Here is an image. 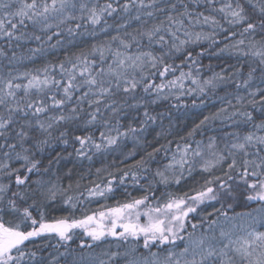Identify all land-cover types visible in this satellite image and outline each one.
Instances as JSON below:
<instances>
[{
  "label": "snow or ice",
  "instance_id": "1",
  "mask_svg": "<svg viewBox=\"0 0 264 264\" xmlns=\"http://www.w3.org/2000/svg\"><path fill=\"white\" fill-rule=\"evenodd\" d=\"M0 264H264V0H0Z\"/></svg>",
  "mask_w": 264,
  "mask_h": 264
},
{
  "label": "trees",
  "instance_id": "2",
  "mask_svg": "<svg viewBox=\"0 0 264 264\" xmlns=\"http://www.w3.org/2000/svg\"><path fill=\"white\" fill-rule=\"evenodd\" d=\"M204 63L205 64H207V63H209V60L208 59H205L204 60ZM211 63L213 64V65H217V64H219V61L218 60H216L215 58H212L211 59ZM229 63H234V61H229ZM32 65H28V67H31ZM216 70H219L218 68L216 69ZM223 93H221V95H222ZM187 103H191V99L189 98L188 100H187ZM212 103L213 104H217V106H218V102L215 100V99H213L212 100ZM214 110V109H213ZM199 110H193L192 112H190V114H189V117H188V119L185 121V122H187V123H190L191 122V120L192 119H195L196 118V113L198 112ZM129 162H131V161H129ZM72 167V163L71 162H67V164H66V168H71ZM95 167H100V164L99 163H97V164H95L94 165V167H93V171L95 170ZM74 179H75V176H74ZM88 179H91V177H88ZM65 183H67V181L65 182ZM129 191H132V189L130 188L129 189ZM134 194H136V193H134ZM119 193H117V196L119 197ZM114 201L113 200H109L108 201V203H113ZM101 203H103V201H101ZM96 205H91V207H95ZM216 207H219V205H216ZM253 207H256V205H254ZM244 209H246V207H241V210H243V211H245Z\"/></svg>",
  "mask_w": 264,
  "mask_h": 264
},
{
  "label": "rangeland",
  "instance_id": "3",
  "mask_svg": "<svg viewBox=\"0 0 264 264\" xmlns=\"http://www.w3.org/2000/svg\"><path fill=\"white\" fill-rule=\"evenodd\" d=\"M253 206H254V204H253V205H250V207L254 208ZM95 207H96V206H95ZM244 210L246 211V210H248V209L246 208V209H244ZM208 211H211V208H209ZM236 211H237V212H242L243 210H241V207H238V208H236Z\"/></svg>",
  "mask_w": 264,
  "mask_h": 264
}]
</instances>
